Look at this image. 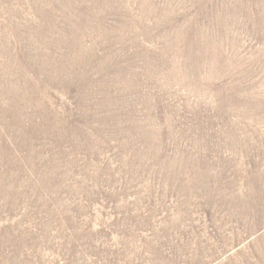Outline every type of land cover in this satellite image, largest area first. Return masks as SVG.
I'll list each match as a JSON object with an SVG mask.
<instances>
[{
    "label": "rangeland",
    "instance_id": "rangeland-1",
    "mask_svg": "<svg viewBox=\"0 0 264 264\" xmlns=\"http://www.w3.org/2000/svg\"><path fill=\"white\" fill-rule=\"evenodd\" d=\"M0 264H264V0H0Z\"/></svg>",
    "mask_w": 264,
    "mask_h": 264
}]
</instances>
